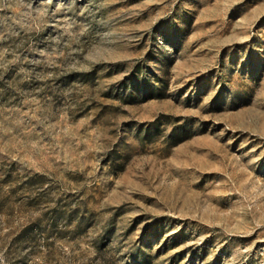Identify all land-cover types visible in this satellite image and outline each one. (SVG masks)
I'll return each instance as SVG.
<instances>
[{"label":"rangeland","instance_id":"374dc122","mask_svg":"<svg viewBox=\"0 0 264 264\" xmlns=\"http://www.w3.org/2000/svg\"><path fill=\"white\" fill-rule=\"evenodd\" d=\"M0 264H264V0H0Z\"/></svg>","mask_w":264,"mask_h":264}]
</instances>
